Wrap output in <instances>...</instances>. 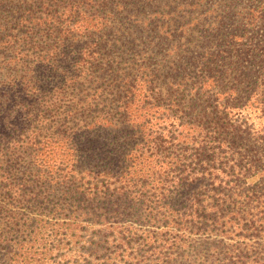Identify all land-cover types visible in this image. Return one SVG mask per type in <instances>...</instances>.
I'll list each match as a JSON object with an SVG mask.
<instances>
[{
	"label": "trees",
	"instance_id": "trees-1",
	"mask_svg": "<svg viewBox=\"0 0 264 264\" xmlns=\"http://www.w3.org/2000/svg\"><path fill=\"white\" fill-rule=\"evenodd\" d=\"M191 1L0 0V264H264V50Z\"/></svg>",
	"mask_w": 264,
	"mask_h": 264
},
{
	"label": "rangeland",
	"instance_id": "rangeland-1",
	"mask_svg": "<svg viewBox=\"0 0 264 264\" xmlns=\"http://www.w3.org/2000/svg\"><path fill=\"white\" fill-rule=\"evenodd\" d=\"M191 4L188 14L177 12L175 17L171 16L174 24L178 22L183 25V31L193 29V35L195 33L198 35L199 28L193 27L197 20H201L199 19L200 10H208L205 12L207 17L205 24L209 30L221 26L228 35L222 50L232 56V61L235 60L236 55L249 54L248 51H251L249 56L254 59H256L255 55L262 54L264 50V0H192ZM174 29V27L170 28L172 31ZM166 33H169L167 28L164 31H159L157 36L163 38ZM234 35L242 36V39H234ZM257 124L256 121V127H254L256 131L259 130ZM261 188H263V184L258 182L257 189ZM90 236L92 237V235Z\"/></svg>",
	"mask_w": 264,
	"mask_h": 264
}]
</instances>
